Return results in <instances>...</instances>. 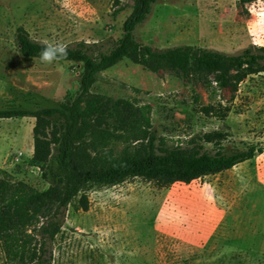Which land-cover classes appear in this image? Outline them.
Masks as SVG:
<instances>
[{
	"label": "rangeland",
	"instance_id": "rangeland-1",
	"mask_svg": "<svg viewBox=\"0 0 264 264\" xmlns=\"http://www.w3.org/2000/svg\"><path fill=\"white\" fill-rule=\"evenodd\" d=\"M133 2L0 0V109L58 107L80 87L82 65H46L23 57L16 44L19 27L39 42H101L108 49L122 37ZM252 4L159 0L135 36L157 50L193 45L238 54L253 45ZM93 92L149 105L152 130L165 146L213 132L223 136L221 146L229 151L264 150V73L247 77L235 89L208 90L125 59L99 75ZM208 106L211 112L205 113ZM35 122L32 117L0 119V176L45 190L49 184L32 161ZM112 147L117 153L124 148L121 142ZM86 195L87 211L79 198L68 207L51 245V264H264V152L190 184L159 189L136 178L93 187ZM0 264H7L2 253Z\"/></svg>",
	"mask_w": 264,
	"mask_h": 264
},
{
	"label": "trees",
	"instance_id": "trees-1",
	"mask_svg": "<svg viewBox=\"0 0 264 264\" xmlns=\"http://www.w3.org/2000/svg\"><path fill=\"white\" fill-rule=\"evenodd\" d=\"M159 0H134L122 37L109 44L68 45L64 62L82 65L80 87L58 107L0 109V119L32 117V161L49 186L38 190L8 174L0 176V253L7 264H51V245L61 233L68 207L79 198L87 211V190L113 187L141 178L159 189L190 184L231 170L264 152L251 146L229 151L223 136L207 133L187 144L165 146L152 130L151 107L93 92L99 75L125 59L157 73L168 71L206 89H235L247 77L264 73V47L250 45L238 54L180 45L162 50L140 43L135 31ZM242 5L255 0H236ZM16 44L25 58L40 60L44 42L19 27ZM106 49V50H105ZM212 107L203 108L210 113ZM114 142L124 146L115 152ZM215 144L209 149L205 144Z\"/></svg>",
	"mask_w": 264,
	"mask_h": 264
},
{
	"label": "clouds",
	"instance_id": "clouds-1",
	"mask_svg": "<svg viewBox=\"0 0 264 264\" xmlns=\"http://www.w3.org/2000/svg\"><path fill=\"white\" fill-rule=\"evenodd\" d=\"M259 5V9L257 6ZM249 13L255 17V20L249 21V35L252 37V44L256 47H264V0H255V3L248 7ZM68 57L67 46L63 43L52 44L44 42V47L40 53V60L46 65H52L55 62L66 60ZM205 188H212L206 184ZM215 193V189H212ZM212 199V197H209Z\"/></svg>",
	"mask_w": 264,
	"mask_h": 264
}]
</instances>
